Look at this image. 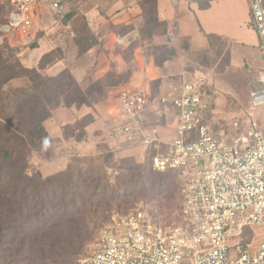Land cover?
<instances>
[{
  "label": "built area",
  "instance_id": "1",
  "mask_svg": "<svg viewBox=\"0 0 264 264\" xmlns=\"http://www.w3.org/2000/svg\"><path fill=\"white\" fill-rule=\"evenodd\" d=\"M7 1L4 29L23 35L43 9L59 15L67 6L65 0ZM248 2L263 65L255 73L250 110L227 127L218 128L222 117L211 115L205 77L165 82L156 94L119 91L109 135L142 148L153 170L177 175L179 221L162 225L143 205L114 213L87 264H264V237L255 251L244 242L247 229L264 226V131L255 115L264 107V0ZM169 119L175 120L172 139L162 131Z\"/></svg>",
  "mask_w": 264,
  "mask_h": 264
},
{
  "label": "rangeland",
  "instance_id": "2",
  "mask_svg": "<svg viewBox=\"0 0 264 264\" xmlns=\"http://www.w3.org/2000/svg\"><path fill=\"white\" fill-rule=\"evenodd\" d=\"M137 2L141 8V13L137 19L138 32L136 36L129 35L122 40V46L115 44V57H113L111 68L98 79L90 81L85 88L87 89L91 84L96 83L95 94L90 96V99L103 101L115 98L119 91L124 88L150 90L156 94L161 86H164V82L173 81L179 84L197 77H205L207 93L210 95L214 109V113L211 115L222 117L219 120L221 125L218 128L227 127L232 119L250 110V93L255 88V81H252V76L247 71V67L233 63L229 42L213 38L207 45L194 46L186 38H175L169 34L168 26L156 21L154 0H137ZM5 12H9L8 7H6ZM4 19L8 21V13ZM57 19L60 20L58 26L65 34H72L73 32L75 37L77 35V37L89 38L90 42L88 43L96 42L97 45H101L100 49H105L103 48L104 45L109 42L108 39L100 38L96 34L93 26L79 10L73 9L60 14ZM105 29H107V24L104 26L102 24L101 36H103L102 32H105ZM113 29L116 35H122L124 38L132 26ZM17 32L0 31V34L12 35ZM249 34L251 39H254V34L252 32ZM0 44L6 45L7 42L4 40ZM9 47L15 50L16 59L19 58V52L17 53L19 48L17 46ZM137 48L140 49L137 50ZM62 52L61 48L54 50L45 57L43 64L56 56H61ZM144 58L148 62H152L154 67H162L164 75L156 79H149L144 74V71H147L146 67H143L144 71L141 70L140 74H135L142 68L141 63ZM21 83L23 82L16 81L12 87L21 85ZM110 84L113 86H109ZM60 105H62L61 101ZM255 115L264 131V107L258 109ZM86 121V118L78 120L73 127L67 128L66 134L79 128L84 133L82 126ZM162 131L166 139H172L175 134V120L169 119ZM54 144L32 154L29 162V173L36 172L32 163L33 157L50 158L51 153L48 150L53 148ZM98 150L94 156L77 157L72 160L70 165L73 179L82 176L86 177L87 182L91 183L92 186L98 185L96 197L101 195L109 197L115 189H118L115 193L117 197L138 190L143 192L120 197L108 203L110 209L109 212H104L106 217L102 213L96 217L89 215V225L84 232H87L90 238L83 248V253L70 261V264H87V260L95 249L100 230L108 224L109 218L114 213L126 214L143 205L162 225H173L179 221V182L173 175H158L150 171L147 157L142 159L135 155L120 154V149L114 150L107 144H99ZM130 177L134 179L133 182H130L132 181ZM124 180L129 181V183L125 184ZM161 181H165V184L161 185ZM105 185H108L109 188L103 189ZM102 205L104 207V204ZM263 237L264 226H258L255 227L254 231L249 230L247 232L244 241L252 242L251 249L255 251ZM0 264L32 263L23 258L0 253ZM41 264L59 263L46 262Z\"/></svg>",
  "mask_w": 264,
  "mask_h": 264
},
{
  "label": "trees",
  "instance_id": "3",
  "mask_svg": "<svg viewBox=\"0 0 264 264\" xmlns=\"http://www.w3.org/2000/svg\"><path fill=\"white\" fill-rule=\"evenodd\" d=\"M6 7L9 12H5ZM10 10L9 1L0 2V25L6 23L7 13L9 20ZM154 13L159 22L155 0ZM75 41L79 54L96 45V42L88 43L89 38L77 35ZM14 51L7 44H0V253L23 258L32 264H70L83 253L90 238L84 232L89 225V215L96 217L102 213L106 217L104 212L110 209L108 203L143 191L117 197L118 189H115L109 197H96L98 185L92 186L82 176L73 179L71 163L65 170L49 176L39 171L29 173L32 154L55 143L44 122L52 116L60 101L64 106L80 107L91 106L99 100L90 99L95 94L96 83L83 89L68 69L54 77L35 68L28 69L18 57L16 59ZM46 56L40 68L47 63L43 64ZM16 81L23 83L12 87ZM84 118L87 121L83 128L92 117ZM83 137L81 131L76 139ZM149 168L153 173L173 175L178 180L175 173L157 172L150 164ZM130 179L133 182L134 179ZM164 182L161 181V185ZM108 188V185L103 186V189ZM179 198L181 204L180 194Z\"/></svg>",
  "mask_w": 264,
  "mask_h": 264
},
{
  "label": "crops",
  "instance_id": "4",
  "mask_svg": "<svg viewBox=\"0 0 264 264\" xmlns=\"http://www.w3.org/2000/svg\"><path fill=\"white\" fill-rule=\"evenodd\" d=\"M6 1L0 0L2 3ZM65 1L67 6L63 13L73 9L79 10L93 26L96 34L109 40L103 47L105 49H100L101 45L96 44L79 54L73 32L72 34L62 32L58 26L60 20L57 19L60 14H54L47 9H43L34 19L29 35L20 32L12 35L2 34L0 42L5 40L9 46L19 48V58L24 67L38 69L50 77L68 69L85 89L90 81L98 79L111 68L115 57V44L122 46L121 41L127 36H136L137 19L141 8L137 0ZM155 6L158 20L167 24L169 34L175 38H186L194 46L207 45L213 38L229 42L233 63L247 67L252 81H255V73L263 65V55L259 48V37L249 25L248 0H155ZM102 24L103 26L107 24V29L102 32L103 36L100 35ZM5 25H0V31L7 33ZM123 26H132L124 38L122 35H116L113 29ZM251 32L254 39H251L249 34ZM59 48L63 51L62 55L56 56L40 68L42 58ZM141 66L142 68L135 74H140L146 67L147 71H144V74L149 79L164 75L162 67H154L146 58L143 59ZM116 103L117 96L91 106L84 104L80 107L75 105L55 107L52 116L44 122L49 135L55 140L53 148L48 150L51 157L34 156L32 163L35 171H39L43 176L63 171L77 157L96 155L99 144H107L114 150L120 149V154L145 159L142 148H129L110 137L107 125ZM86 116H91L92 119L83 128L84 137L81 140L76 139L79 129L66 134V128L73 127L78 120Z\"/></svg>",
  "mask_w": 264,
  "mask_h": 264
}]
</instances>
